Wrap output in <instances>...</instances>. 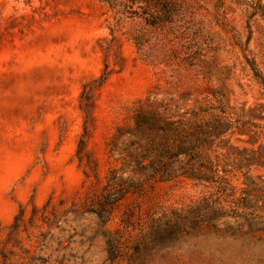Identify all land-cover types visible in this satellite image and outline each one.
Masks as SVG:
<instances>
[{
  "label": "rangeland",
  "instance_id": "1",
  "mask_svg": "<svg viewBox=\"0 0 264 264\" xmlns=\"http://www.w3.org/2000/svg\"><path fill=\"white\" fill-rule=\"evenodd\" d=\"M250 64L264 77V0H0V264H264ZM222 102L220 135L135 127ZM176 145L202 180L141 170Z\"/></svg>",
  "mask_w": 264,
  "mask_h": 264
},
{
  "label": "trees",
  "instance_id": "2",
  "mask_svg": "<svg viewBox=\"0 0 264 264\" xmlns=\"http://www.w3.org/2000/svg\"><path fill=\"white\" fill-rule=\"evenodd\" d=\"M105 3H108L110 6L116 5V0H102ZM250 67L253 70V75L257 80L262 93L264 95V77L258 72L255 64H250ZM159 104L153 103L149 110L146 112L137 110L135 112V127L140 128H150L161 131L162 133L158 138L168 139V135L172 137V140L175 143H182V140L191 135L202 134L203 130L217 132L218 135L223 133V127H225L226 122L230 119L231 110L223 102L220 104L219 113L224 117V119L217 118V115L213 111L205 110H193L190 112V115H183L178 121L170 120L166 117L165 112L161 110ZM139 111V112H138ZM264 121V117L260 118ZM209 120H218L222 122L221 125L212 126L210 128H201V124L208 122ZM183 124V125H182ZM217 136V134H216ZM151 138L150 143H152L153 148H155V138ZM83 143L81 142V146ZM150 150H144L143 154L147 155ZM164 161L158 165L154 164L150 158L145 156L143 159L147 160L148 163H144L141 167V170L149 177L156 178L158 177L161 181L175 180L179 177L188 178L193 181L199 182L202 178L199 174L192 169V167L185 166V155L186 151L183 150L181 145H176L173 149L164 152ZM169 159L171 163L169 164Z\"/></svg>",
  "mask_w": 264,
  "mask_h": 264
}]
</instances>
